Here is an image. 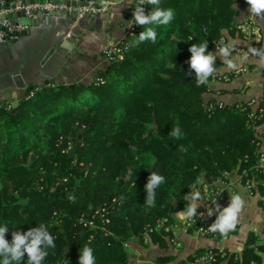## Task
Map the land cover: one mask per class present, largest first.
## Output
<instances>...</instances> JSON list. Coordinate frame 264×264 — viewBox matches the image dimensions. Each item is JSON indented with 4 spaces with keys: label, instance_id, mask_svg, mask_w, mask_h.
I'll list each match as a JSON object with an SVG mask.
<instances>
[{
    "label": "trees",
    "instance_id": "obj_1",
    "mask_svg": "<svg viewBox=\"0 0 264 264\" xmlns=\"http://www.w3.org/2000/svg\"><path fill=\"white\" fill-rule=\"evenodd\" d=\"M142 7L149 14L156 6ZM159 7L172 9L173 20L134 24L119 57L91 80L48 83L28 89L12 107L0 104V227L7 226L11 243L13 232L45 225L55 247L42 264H79L85 247L96 264H136L129 243L145 246L146 235L166 247L173 212L186 210L198 177L211 181L243 168L264 192V173L253 167L264 147V99L254 106L217 101L208 95L215 71L197 86L188 63L192 45L207 42L211 52L223 30L235 31L234 0H160ZM149 27L156 41L137 43ZM174 129L179 137L169 135ZM151 172L164 177L155 206L145 203ZM252 241L249 235L238 258L210 249L215 264H264ZM254 248L264 252V244Z\"/></svg>",
    "mask_w": 264,
    "mask_h": 264
},
{
    "label": "crops",
    "instance_id": "obj_2",
    "mask_svg": "<svg viewBox=\"0 0 264 264\" xmlns=\"http://www.w3.org/2000/svg\"><path fill=\"white\" fill-rule=\"evenodd\" d=\"M132 2L108 0L104 10L78 15L62 11L35 12L15 41L0 42V104L12 107L28 89L41 88L48 83L72 84L91 80L105 62L103 50L121 43L125 37L127 22L124 13ZM100 3L101 0L96 6H103ZM11 5L13 0H0V17L12 24L23 23L25 20L21 10L11 8ZM234 7L238 11L236 21L252 18L257 33L251 40H241L234 32L222 31L227 45L244 48V52L230 53L236 65L234 69L228 68L223 59L216 55L217 52H212L216 55L215 72L225 74L228 78L225 81L212 78L208 84V95L225 104L252 98L258 100L264 82V18L252 17L246 0H234ZM261 16L264 17V13ZM237 68H242V71L236 73ZM224 183L222 191L225 200L216 203L213 211L207 205L194 202L195 216L210 229L219 219L218 211L229 207L231 196L239 195L243 207L235 229L226 236L211 229V236H196L184 229V220L177 216L181 211L177 209L172 218L171 230L175 245L168 243L166 247L160 248L150 242L146 243L145 248L150 249L151 254L145 255L146 259H136L131 254L132 261L136 264H154L152 259L155 256L168 254L173 255L174 260L183 259L195 249L201 248L227 249L238 253L251 235L253 241L250 246L259 253L264 263V252L254 248L264 244V208L256 196L245 192L235 176H230Z\"/></svg>",
    "mask_w": 264,
    "mask_h": 264
},
{
    "label": "clouds",
    "instance_id": "obj_3",
    "mask_svg": "<svg viewBox=\"0 0 264 264\" xmlns=\"http://www.w3.org/2000/svg\"><path fill=\"white\" fill-rule=\"evenodd\" d=\"M104 6H107L108 0H101ZM250 5L248 12L252 17H260L264 13V0H246ZM156 6L149 14L144 13L143 5ZM160 0H137V6L133 11V21H129L130 27L133 24L138 26L144 25H168L174 18L172 9H161L159 7ZM156 41V32L154 28H146L138 36V41ZM192 53L190 61V71L195 72V80L197 86L205 85L209 77L214 72L213 64L216 55H219L227 64L228 68L234 69L236 65L230 58L231 45H222L217 49L216 55L208 52V43L194 44L189 48ZM253 51H255L253 49ZM169 135L179 137V129L172 130ZM164 182V177L154 172H151L149 182L145 186L147 193L145 203L149 206H155V189ZM191 201H198L201 199L199 192L189 194ZM243 207V200L239 195L231 196L229 207L223 210L218 221L211 226L212 231H219L223 235H227L229 231L235 229L239 213ZM196 205L190 203L186 210L177 214L181 219H191L195 216ZM8 232L7 226L0 227V264H21L22 258L27 255V264H42V261L48 255L46 251L49 247H55L54 238L46 230L45 225L41 224L39 227L31 228L26 233L13 232L12 241L9 243L5 239V234ZM82 255L79 264H96L92 255V250L85 247L82 250Z\"/></svg>",
    "mask_w": 264,
    "mask_h": 264
},
{
    "label": "built area",
    "instance_id": "obj_4",
    "mask_svg": "<svg viewBox=\"0 0 264 264\" xmlns=\"http://www.w3.org/2000/svg\"><path fill=\"white\" fill-rule=\"evenodd\" d=\"M69 2L70 0H66ZM100 0H85V4H66L63 0H45L43 2H32V3H22V0H13V7L15 9L21 10L24 18L23 23L12 24L7 19L0 17V42H12L18 38V35L27 27L26 23L31 17L34 16L35 12H51V11H62V12H75L77 15L82 14L84 12H94L98 10H104L105 6H96V3ZM137 6V0H133L131 5L127 8L124 13V19L127 22V31L125 35H129L134 30V24L130 27L129 21H133V11ZM1 12V9H0ZM241 28H246L248 32L253 33V25L249 19L241 22ZM218 40V39H217ZM216 40V41H217ZM222 41L221 37L217 42ZM216 42V43H217ZM214 42V46H216ZM120 43L117 45H112L103 50V57L105 61H110L116 57H119L120 54ZM257 173H264V147H261L260 152L258 153L255 162L253 164ZM223 175L226 177L235 176V178L240 179L244 188L251 192L252 189L257 184V180L254 179L252 175H249L247 170L239 169L234 171H224ZM202 190L205 191L206 195L213 197L216 200L222 199L220 192L215 188L211 187L208 184L202 185ZM202 191H200L201 193ZM89 224L91 222H88ZM188 226H197L199 225L198 231H201L200 234H208L211 233L210 229L206 226H202L199 222H197L196 218L193 217L190 220L186 219L184 221ZM221 256H225L223 253ZM235 258V257H234ZM216 255L210 250L206 249L205 251L198 252V254L194 255L193 261L194 264H215L216 263ZM250 264H254L251 262Z\"/></svg>",
    "mask_w": 264,
    "mask_h": 264
},
{
    "label": "rangeland",
    "instance_id": "obj_5",
    "mask_svg": "<svg viewBox=\"0 0 264 264\" xmlns=\"http://www.w3.org/2000/svg\"><path fill=\"white\" fill-rule=\"evenodd\" d=\"M251 22H252V25H253V33L251 32H248L247 31V29L246 28H241V25H242V23L241 22H243L244 20H246V19H243V20H240V21H238L237 22V24H236V26H235V31H234V33H235V35L237 36V38H239V39H241V40H246V38H247V40H251V37L252 36H254L256 33H257V28H256V25H255V22H254V20L252 19V18H248ZM131 34V33H130ZM129 34V35H130ZM126 36H128V35H126ZM220 37H221V39H222V41H220V42H217L219 39H220ZM219 38H218V40L216 41H214L215 43H216V46H214V44H213V47L211 48V52H217V49L220 47V46H222V45H227L226 43H225V40H224V37L221 35ZM231 51H235V52H237V51H239V52H244V48L243 47H236L235 45H231ZM215 71V70H214ZM240 71H242V68H237L236 70H235V72L236 73H238V72H240ZM212 78H216V79H218V80H223V81H225V80H227V78H228V76L227 75H225V74H218L217 72H215V75H214V77H212ZM211 78V79H212ZM209 84V83H208ZM209 86V85H208ZM260 98L258 99V100H260V99H264V82L262 83V91H261V95L259 96ZM251 102H252V105L254 106V104L256 103V99H249ZM246 101V100H245ZM264 135V134H263ZM42 149L43 150H47L46 148H44V147H42ZM236 170H238L237 168H234L233 170H231V171H236ZM224 172V171H223ZM223 172H221L218 176H216L214 179H212L211 181H206V180H204V179H202V178H196L195 180H194V182L192 183V185H191V188H190V194L191 193H193V192H199L200 193V191H202L201 193H200V197H201V199L200 200H198V201H191L190 199V203H202V204H204V205H207L212 211L213 210H215V204L216 203H218V202H223L224 200H225V195H224V192L222 191V188H223V186H225V183H224V181L225 180H228L229 178L226 176H224L223 175ZM253 177H254V179L255 180H257V184L255 185V187L252 189V191L251 192H248L245 188H244V186H243V184H242V181L240 180V179H237V181H238V183L242 186V188L245 190V192L248 194V195H250V196H256L257 197V201L259 202V204H260V206L261 207H263L264 208V192L262 193H260L259 192V190L257 189V185H258V182H259V179H257L255 176H256V174H251ZM205 184H208L209 186H211V187H215L219 192H220V194H221V196H222V199H220V200H216V199H214L213 197H211V196H209V195H206L205 194V191L204 190H202V185H205ZM224 184V185H223ZM179 210V209H178ZM176 211V210H175ZM175 211L173 212V216H174V213H175ZM212 211H210V212H212ZM221 213L223 212V211H220ZM219 211H218V213H219V217L221 216V213H220ZM218 217V218H219ZM196 218V217H195ZM186 219H184V221H185ZM196 220H197V222H199L202 226H204L202 223H201V221L198 219V218H196ZM218 221V220H217ZM199 225H197V226H188L186 223H183V227H184V229L187 231H190L191 233H193L194 235H196V236H200V237H205V236H211V234H212V231H211V233H208V234H200L201 233V231H198V227ZM172 227H173V224H171L169 227H167L166 229H167V231L168 232H171V234H172ZM166 238H167V244L168 243H170L171 245H175V241L173 240V238H170V237H168V236H166ZM142 241H143V244H145V246H140V244L138 243V241H137V239L136 240H133V241H131L130 243H129V245H128V249H129V251L131 252V254H133V256H135L136 257V259H141V258H143L145 255H147V256H149L150 254H151V250L150 249H146L145 247H146V243H149V240H148V238H147V236L146 235H144L143 236V238H142ZM207 249V248H206ZM205 248H201V249H199V251L200 252H202V251H205L206 250ZM223 251L224 252H222L224 255H225V257H226V255H229V254H232V257L234 258H238V256H239V252L237 253V252H233V251H229V250H227V249H223ZM189 254H191V256H190V258H183V259H177V260H173V263L174 264H194V262H192L193 261V257H194V252L192 251L191 253H189ZM134 257V258H135ZM147 257H144L143 259H146ZM178 260H182V262H178ZM224 260V259H223ZM137 263V262H136ZM251 262H249L248 264H250Z\"/></svg>",
    "mask_w": 264,
    "mask_h": 264
},
{
    "label": "water",
    "instance_id": "obj_6",
    "mask_svg": "<svg viewBox=\"0 0 264 264\" xmlns=\"http://www.w3.org/2000/svg\"><path fill=\"white\" fill-rule=\"evenodd\" d=\"M45 0H22V3H32V2H43ZM48 1V0H47ZM66 4H75V5H79V4H85V0H70L69 2H67L66 0H63ZM102 4V3H100ZM12 7V5H11ZM22 12V11H21ZM75 13V12H74ZM27 23V22H25Z\"/></svg>",
    "mask_w": 264,
    "mask_h": 264
}]
</instances>
